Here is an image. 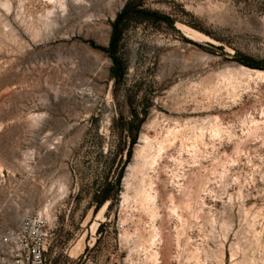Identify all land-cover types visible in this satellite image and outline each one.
<instances>
[{"label": "rangeland", "instance_id": "rangeland-1", "mask_svg": "<svg viewBox=\"0 0 264 264\" xmlns=\"http://www.w3.org/2000/svg\"><path fill=\"white\" fill-rule=\"evenodd\" d=\"M46 206L45 264H264V0H0V235Z\"/></svg>", "mask_w": 264, "mask_h": 264}, {"label": "built area", "instance_id": "built-area-1", "mask_svg": "<svg viewBox=\"0 0 264 264\" xmlns=\"http://www.w3.org/2000/svg\"><path fill=\"white\" fill-rule=\"evenodd\" d=\"M49 223L26 214L20 225L0 235V264H45Z\"/></svg>", "mask_w": 264, "mask_h": 264}, {"label": "trees", "instance_id": "trees-1", "mask_svg": "<svg viewBox=\"0 0 264 264\" xmlns=\"http://www.w3.org/2000/svg\"><path fill=\"white\" fill-rule=\"evenodd\" d=\"M131 7H132V2H127V4L124 6V8L122 9V11L116 16V18L114 19L113 23H112V32H111V39H110V43H109V49L111 51L114 50L119 36L122 32V28L124 26V23L127 21L129 14L131 12ZM244 64L248 65V66H252V67H260L258 64H254V63H250L249 61H241ZM104 200V199H103Z\"/></svg>", "mask_w": 264, "mask_h": 264}, {"label": "bare ground", "instance_id": "bare-ground-1", "mask_svg": "<svg viewBox=\"0 0 264 264\" xmlns=\"http://www.w3.org/2000/svg\"><path fill=\"white\" fill-rule=\"evenodd\" d=\"M62 4V3H61ZM61 6V5H60ZM64 7V6H63ZM50 14H51V12H50ZM243 69H245V70H247V71H249V69H246V68H243ZM252 72V71H251ZM147 141V140H146ZM163 142V141H162ZM158 152H161L160 150H162L163 149V143H159V145H158ZM157 150V149H156ZM156 153V152H155ZM160 154V153H159ZM158 156V155H157ZM159 158V157H158ZM152 160H153V158H152ZM155 160V159H154ZM145 163V162H144ZM153 163V162H152ZM150 167V166H149ZM143 168V167H142ZM135 173V172H134ZM139 174V173H138ZM140 175V174H139ZM147 175V174H146ZM142 176H144V175H142ZM132 177H134V176H132ZM143 178V177H142ZM148 178V177H147ZM139 182V181H138ZM140 185H141V183H140ZM142 186V185H141ZM136 187V186H135ZM137 189V188H136ZM136 191V190H135ZM143 191V190H142ZM135 194V193H134ZM153 209V208H152ZM43 214H45V216L43 215ZM38 215H40V216H42L43 218H45L46 220H47V222L49 221V218H51V216H50V214H49V206H46V207H44L40 212H39V214ZM49 223V222H48ZM83 249H84V244L82 243V242H80L79 244H77L76 246H75V248L73 249V253H77V252H82L83 251Z\"/></svg>", "mask_w": 264, "mask_h": 264}]
</instances>
